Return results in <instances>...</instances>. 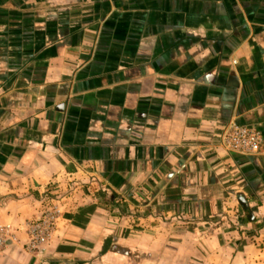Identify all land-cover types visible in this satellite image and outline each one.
Instances as JSON below:
<instances>
[{
  "label": "crops",
  "instance_id": "obj_1",
  "mask_svg": "<svg viewBox=\"0 0 264 264\" xmlns=\"http://www.w3.org/2000/svg\"><path fill=\"white\" fill-rule=\"evenodd\" d=\"M233 123L264 139V0H0V264H264Z\"/></svg>",
  "mask_w": 264,
  "mask_h": 264
},
{
  "label": "built area",
  "instance_id": "obj_2",
  "mask_svg": "<svg viewBox=\"0 0 264 264\" xmlns=\"http://www.w3.org/2000/svg\"><path fill=\"white\" fill-rule=\"evenodd\" d=\"M264 143L262 134L250 127L233 124L230 131L224 136L223 145L228 151L240 155H255L259 153ZM61 217L58 208L47 210L41 216L26 225L29 236L27 249L36 252L42 246L49 243L55 232L57 222ZM15 240V234L8 224H0V255L4 252L10 242Z\"/></svg>",
  "mask_w": 264,
  "mask_h": 264
},
{
  "label": "rangeland",
  "instance_id": "obj_3",
  "mask_svg": "<svg viewBox=\"0 0 264 264\" xmlns=\"http://www.w3.org/2000/svg\"><path fill=\"white\" fill-rule=\"evenodd\" d=\"M233 124H235V123H233ZM233 124H232V125H233ZM232 125H231V126H232ZM229 131H230V130H229ZM229 131H228V132H229ZM228 132H227V133H228ZM227 133H226V134H227ZM226 134H225V135H226ZM225 135H224V136H225ZM223 141H224V137L222 138V144H223ZM223 146H224V145H223ZM225 149H226V148H225ZM230 152H233V151H230ZM234 153H235V152H234ZM243 156H248V155H243ZM7 247H8V246H7ZM7 247H6V248H7Z\"/></svg>",
  "mask_w": 264,
  "mask_h": 264
},
{
  "label": "water",
  "instance_id": "obj_4",
  "mask_svg": "<svg viewBox=\"0 0 264 264\" xmlns=\"http://www.w3.org/2000/svg\"><path fill=\"white\" fill-rule=\"evenodd\" d=\"M241 204L246 208L249 209L248 206L246 204H243V202H241Z\"/></svg>",
  "mask_w": 264,
  "mask_h": 264
}]
</instances>
